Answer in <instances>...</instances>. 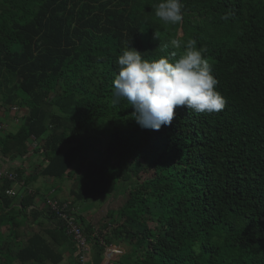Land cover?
Returning a JSON list of instances; mask_svg holds the SVG:
<instances>
[{
	"label": "trees",
	"instance_id": "obj_1",
	"mask_svg": "<svg viewBox=\"0 0 264 264\" xmlns=\"http://www.w3.org/2000/svg\"><path fill=\"white\" fill-rule=\"evenodd\" d=\"M158 2L0 0V105L26 110L0 136V154L24 157L36 139L46 163L27 177L15 169L25 186L35 175L73 177L75 161L97 150L67 210L99 248L91 264L119 244L126 252L105 264H264V0H183L176 25L155 16ZM172 39L197 42L225 106L178 107L170 125L141 128L114 94L117 58L127 43L147 60L182 53ZM14 183L0 184V264H59L65 252L79 262L47 203L55 188L38 208L35 192L6 193ZM120 193L98 229L75 212L82 196ZM32 221L39 229L24 242Z\"/></svg>",
	"mask_w": 264,
	"mask_h": 264
},
{
	"label": "clouds",
	"instance_id": "obj_2",
	"mask_svg": "<svg viewBox=\"0 0 264 264\" xmlns=\"http://www.w3.org/2000/svg\"><path fill=\"white\" fill-rule=\"evenodd\" d=\"M183 11V0H160L155 5V16L164 24L182 22ZM170 45L184 50L147 60L127 43L117 58L119 71L113 80L114 94L127 100L141 128L158 131L170 125L178 107L212 113L225 106V99L216 90L219 81L197 42L192 39L182 45L179 39H172ZM167 48L165 45L162 51Z\"/></svg>",
	"mask_w": 264,
	"mask_h": 264
},
{
	"label": "rangeland",
	"instance_id": "obj_3",
	"mask_svg": "<svg viewBox=\"0 0 264 264\" xmlns=\"http://www.w3.org/2000/svg\"><path fill=\"white\" fill-rule=\"evenodd\" d=\"M38 146H39V143H38L37 147ZM37 147H35V148H37ZM30 149H32V148L30 147ZM96 156H97V150L90 151L87 156L82 154L81 157L79 159H77L72 166V168L74 170L73 171V173H74L73 177L49 178L48 176H42V175L36 176L34 174L35 176L32 179H29L28 181L35 179V177L36 178H38V177L45 178V179H47V181H45V179H44V181L42 183H39V181H36V180L33 181L35 183V186H37L38 184H39V186H41L42 193H44V192L47 193L48 191H50L51 187H55L56 192H55V194L53 193V195H56V197H58V198H56L58 200V202L62 203L63 199H65V200L67 199L68 201H70L72 203L74 196L71 195L70 191L71 190H78L79 185L81 184V182L83 180H85V179L89 180L90 176H88V174H86V172H88V170L85 169L84 164L89 165V162L91 160H98L96 158ZM140 175H142L141 177H143L146 175V172H142V173H140ZM28 188L30 190V193L35 192V189H32L29 186H28ZM10 196L18 198L19 192H17L15 195H10ZM51 199H54V198H51ZM36 201L37 200L35 199V203H36ZM123 201H124V194L120 193V194H116L115 196H111L109 194H107L106 196H97V197L82 196V200H77L75 203L77 205L78 211L83 212L84 215L88 216V220L95 226L96 229H98L99 226L102 224L103 219L106 218V213H107L108 208H112L115 210L123 203ZM44 205H45V202H44ZM32 207L33 206H30L28 208V211H31ZM38 208H42V207L38 206ZM75 212H77V211H75ZM39 220H41V217L39 218ZM27 224H28V227L23 228L21 230V231L25 230V232L23 234L19 235V239L23 240L24 242L26 241V237L30 236L34 231L39 229V227H38L39 224L36 222L32 221V223L28 222ZM7 231L8 230L6 227H2L1 228L2 236L6 235ZM80 244L82 245V240H80ZM90 244H93V243L90 242ZM108 246L112 249H116L119 247V246H115V245H108ZM107 248L108 247H105V249H104L103 259H102L101 264H105L106 261H108V259L106 258V257H108V253H109ZM119 248H122V246H120ZM87 249H88V246H87V248H85V246H83V247L80 246L78 251L75 253V255L80 256L82 258V259L79 258V259H81V260H79V262H78V260L75 261V257L69 255L68 252H65L64 258L59 264H91L93 261V256H92V254H90V251L86 252ZM122 249L125 252L126 247H124Z\"/></svg>",
	"mask_w": 264,
	"mask_h": 264
},
{
	"label": "crops",
	"instance_id": "obj_4",
	"mask_svg": "<svg viewBox=\"0 0 264 264\" xmlns=\"http://www.w3.org/2000/svg\"><path fill=\"white\" fill-rule=\"evenodd\" d=\"M16 108L17 110H13L12 108H6L0 105V123L3 124V128L0 129V136L3 135L4 131H9V132L16 131L19 128V126H21V124L23 123V118L26 115V110L21 107L18 108L17 106ZM45 163H46V160L44 159L43 155L40 152L34 151L33 149H29V152L24 157L16 158L14 160H8L0 154V166L2 168L11 169L15 171V169L18 167L19 169L23 170L25 177L34 173V171H36L41 165H44ZM44 179L45 178L38 177L35 180L39 181V183H42ZM33 181L34 180H30L29 183H26L27 185H25L26 186L25 189L22 187L23 186L22 180L21 181L17 180L13 184V186L18 190L20 194H24L25 191L29 190L28 186L31 187L32 189H35V193L37 194L36 195V200H37L36 205H38L39 207H43L44 202H45L43 198L50 196V193L54 191L55 187H51L50 191H48L47 193L46 192L42 193L41 186H39V184L35 186V183ZM45 181H47V179H45ZM65 202H68V204L71 203L67 199ZM75 208L77 212H80L78 211L77 205ZM80 213L84 216L85 220L90 222L88 220V216L84 215L83 212H80ZM115 246H119V247L122 246V248L126 247V245L124 244H119ZM122 248H121L122 253L119 255H122L123 253L126 252V250L124 252ZM89 251H90V254H92L93 256V259H95L97 257V251H99V248L94 247V245H91V247H89Z\"/></svg>",
	"mask_w": 264,
	"mask_h": 264
},
{
	"label": "built area",
	"instance_id": "obj_5",
	"mask_svg": "<svg viewBox=\"0 0 264 264\" xmlns=\"http://www.w3.org/2000/svg\"><path fill=\"white\" fill-rule=\"evenodd\" d=\"M12 109L17 110L16 106H13ZM2 128H3V124L0 123V129H2ZM37 145H38V142L36 141V139L34 137H32V142L30 144V147L32 149H34L35 147H37ZM16 177H17V174L15 173V171H12V170L6 169V168H2L0 166V184L2 183V181L5 178L16 182L17 181ZM21 186H22V184H21ZM22 187H24V189L26 188L25 186H22ZM27 191L30 192V190H27ZM17 192H18V190L14 186L7 188V190H6V193L9 195H15ZM19 195H22V194L19 193ZM47 203L49 204L50 210L52 212H54V214L56 215V218L62 221L63 225L65 226L66 232L68 234L73 235L78 246L79 247L85 246V248H87V246H88L87 245V239H86V236L84 235V233L81 229V226H79L75 222L74 217L72 215L68 214V212H67L68 202L63 201L62 203H60L57 200H48ZM46 206H47V204H46ZM80 240H82V245L80 244ZM101 244H104L103 241H101ZM106 247H108L107 250L109 252L108 257H106L108 260H111V259L115 258L117 255L122 253V250L119 247L116 249H112L109 246H106ZM86 252H89V247H88ZM79 258H81V257L79 256ZM81 259H79V260H81Z\"/></svg>",
	"mask_w": 264,
	"mask_h": 264
}]
</instances>
